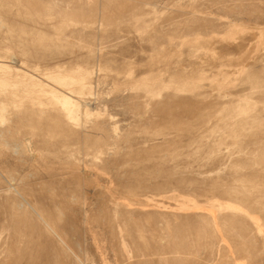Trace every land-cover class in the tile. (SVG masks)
I'll use <instances>...</instances> for the list:
<instances>
[{"label":"rangeland","instance_id":"374dc122","mask_svg":"<svg viewBox=\"0 0 264 264\" xmlns=\"http://www.w3.org/2000/svg\"><path fill=\"white\" fill-rule=\"evenodd\" d=\"M0 264H264V0H0Z\"/></svg>","mask_w":264,"mask_h":264}]
</instances>
